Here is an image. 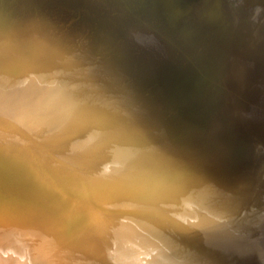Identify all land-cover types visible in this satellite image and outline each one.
Returning <instances> with one entry per match:
<instances>
[{
  "label": "water",
  "instance_id": "1",
  "mask_svg": "<svg viewBox=\"0 0 264 264\" xmlns=\"http://www.w3.org/2000/svg\"><path fill=\"white\" fill-rule=\"evenodd\" d=\"M263 264L264 0H0V264Z\"/></svg>",
  "mask_w": 264,
  "mask_h": 264
},
{
  "label": "bare ground",
  "instance_id": "2",
  "mask_svg": "<svg viewBox=\"0 0 264 264\" xmlns=\"http://www.w3.org/2000/svg\"><path fill=\"white\" fill-rule=\"evenodd\" d=\"M142 264H174L169 256L142 257ZM264 264V256H263Z\"/></svg>",
  "mask_w": 264,
  "mask_h": 264
}]
</instances>
